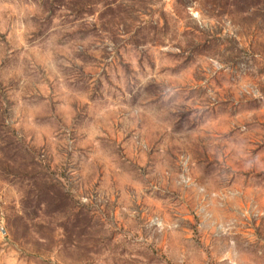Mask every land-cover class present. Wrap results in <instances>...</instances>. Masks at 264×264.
<instances>
[{"label":"rangeland","instance_id":"obj_1","mask_svg":"<svg viewBox=\"0 0 264 264\" xmlns=\"http://www.w3.org/2000/svg\"><path fill=\"white\" fill-rule=\"evenodd\" d=\"M0 264H264V0H0Z\"/></svg>","mask_w":264,"mask_h":264},{"label":"bare ground","instance_id":"obj_2","mask_svg":"<svg viewBox=\"0 0 264 264\" xmlns=\"http://www.w3.org/2000/svg\"><path fill=\"white\" fill-rule=\"evenodd\" d=\"M250 212H252V210H250ZM255 214V213H254ZM249 216L250 215H247V217L249 218ZM249 245H251L253 248H251L250 250L251 251H254L255 249H258V248H260L261 249V247L263 246V243H261V244H259V243H255V242H253V241H250V244ZM259 255V254H258ZM263 254H261V256H262ZM260 256V255H259Z\"/></svg>","mask_w":264,"mask_h":264}]
</instances>
